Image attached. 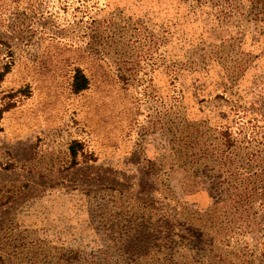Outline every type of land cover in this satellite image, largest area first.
Returning <instances> with one entry per match:
<instances>
[{
	"label": "rangeland",
	"instance_id": "1",
	"mask_svg": "<svg viewBox=\"0 0 264 264\" xmlns=\"http://www.w3.org/2000/svg\"><path fill=\"white\" fill-rule=\"evenodd\" d=\"M0 111V264H264V151L190 157L264 144V0H0Z\"/></svg>",
	"mask_w": 264,
	"mask_h": 264
},
{
	"label": "trees",
	"instance_id": "2",
	"mask_svg": "<svg viewBox=\"0 0 264 264\" xmlns=\"http://www.w3.org/2000/svg\"><path fill=\"white\" fill-rule=\"evenodd\" d=\"M70 86L71 91L75 94L87 89L88 80L79 69L74 71ZM255 129L256 126L253 120L251 122L248 121L247 125L246 122L238 125L234 130L231 126H219L210 129L209 140H202L198 136L191 142L192 147L190 148L193 149V153L190 154V157L192 163L199 161V165L206 167L207 165L205 164L210 160L214 167L212 170L217 171L218 174H210L208 177L212 178L211 184L214 187H221L220 192L223 194L222 200L224 203L230 202L231 199L237 197V194L229 192L227 188L223 189V187H226L225 185L229 184L228 181L231 176H234L230 169L239 168L240 162L236 161L235 163L234 160L241 154L243 163L255 169L258 165L257 157H260V153L264 151L263 142H257L253 134L256 131ZM72 150L71 146H69V155L73 159L74 152ZM222 175L223 179L218 181ZM241 180L246 181L247 179L243 178Z\"/></svg>",
	"mask_w": 264,
	"mask_h": 264
}]
</instances>
